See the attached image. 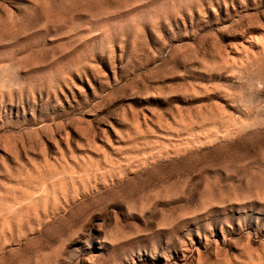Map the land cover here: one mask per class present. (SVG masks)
<instances>
[{
  "label": "rangeland",
  "instance_id": "obj_1",
  "mask_svg": "<svg viewBox=\"0 0 264 264\" xmlns=\"http://www.w3.org/2000/svg\"><path fill=\"white\" fill-rule=\"evenodd\" d=\"M0 264H264V0H0Z\"/></svg>",
  "mask_w": 264,
  "mask_h": 264
}]
</instances>
